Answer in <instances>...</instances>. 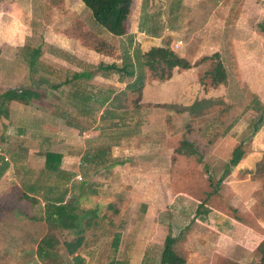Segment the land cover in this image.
<instances>
[{"label": "rangeland", "instance_id": "374dc122", "mask_svg": "<svg viewBox=\"0 0 264 264\" xmlns=\"http://www.w3.org/2000/svg\"><path fill=\"white\" fill-rule=\"evenodd\" d=\"M74 2L77 1H62V5L77 9ZM217 5L216 0H131L130 13L134 12L135 19L125 22H132L130 29L135 30L139 14L140 21L148 24L176 23L177 28L170 24L171 28L166 25V30L174 39L182 40L176 53L193 63V22H211ZM254 9L246 6L247 15L241 18L245 22H229L236 34L231 35L228 44L207 47L203 43L204 50L209 52L205 56L219 53L228 73L226 85L210 86L204 70L216 61L202 58L195 64L202 68L196 75L201 85L194 95L193 66L192 70L178 68L185 80L170 88L188 92L179 91L178 98L168 102L155 99V95L146 96L145 103L142 97L139 111L132 109L137 93L121 90L112 95L108 86H114L115 91L123 86L122 82L114 73L102 76L97 68L100 62H113L116 57L122 62L125 51L133 55V49L144 43V39L136 43L127 39V24L125 33L108 37V30H102L96 21V26L90 23L92 14L86 5L87 25L83 29L78 22H47L48 19L0 22L6 24V30L0 26L3 36H12L7 32L17 33L12 42L0 40V154L10 163L12 155L22 154L31 168L17 169L11 165L0 176V237L7 247L28 239L33 264L71 261L62 248L54 259L37 258V262L34 257L35 244L46 230L42 205L34 197L43 202V195L29 191L35 200L31 201L23 198L22 193L25 182H30L26 185L34 189L33 183L42 186L56 179L53 173L42 172L44 161L37 151L43 147L62 152V166L75 174L65 187V199L79 211L96 210L97 224L86 230L87 243L77 252L85 258V264H158L166 235L176 233L180 226L184 227V234L177 247L185 256V264H193V215L200 202L211 207L218 218L230 222V231L225 235L244 251L254 250L264 234V203L260 201L264 199V171L254 173L256 162L264 157V11L259 14ZM233 15L236 17V11L231 8L229 20ZM67 34L86 48L80 50L87 55L79 51L74 41L75 44L64 40ZM34 49L39 52L30 65ZM79 70L91 71L93 75L75 76ZM96 72L101 75H94ZM147 72L148 78L157 80L151 71ZM26 86L37 88L42 99L24 107L1 97L9 88ZM197 94V103H193ZM106 96H114L108 106L118 103L128 110L125 121L101 122ZM83 101L87 102V110L81 109ZM53 114L58 116L55 120ZM260 116L262 123L253 131ZM16 125L22 128L21 135L14 131ZM128 132L133 133V138L123 137ZM182 139L192 142L198 154L178 149ZM240 142L245 155L236 166L226 169L232 150ZM99 144H112L111 153L98 171L90 170L84 175L82 154L89 146ZM221 176L218 192L208 195L212 190L210 177L216 182ZM24 208L27 214L40 218H28L22 213ZM86 217L88 214H82L80 220ZM218 218L209 222L212 232L219 230L215 223ZM21 230L29 232L27 238ZM56 234L61 240H69L75 231L60 229ZM218 252L212 261H227ZM240 253H233V259L248 263L251 255L242 258ZM257 256L255 252L253 258ZM5 257L15 260L21 256L14 253Z\"/></svg>", "mask_w": 264, "mask_h": 264}, {"label": "trees", "instance_id": "16d2710c", "mask_svg": "<svg viewBox=\"0 0 264 264\" xmlns=\"http://www.w3.org/2000/svg\"><path fill=\"white\" fill-rule=\"evenodd\" d=\"M81 1L90 9L95 21L103 28L115 35H122L125 33V20L128 19V15L131 11V0ZM157 26L158 25L154 24L149 25V27H147L148 33L152 36L161 35L160 28ZM38 52L39 49H34L31 53L32 59L30 65H33ZM204 59H215L216 61L214 66L210 67L208 70H204V77L210 79V86H218L220 84L226 85L228 83V73L220 60L219 53L213 52L209 56H205ZM189 67H191L190 61L176 53L170 40L159 46H151L143 52L138 46L133 49V55H129V50H127L125 51L121 63L100 62L97 65V68L103 73H115L121 82L127 79L125 89L137 93V97L134 100L136 102L133 104H137V102H139L142 98L143 87L145 85V81L147 80V69L151 71L152 75H154L157 80L165 81L172 77L175 68L188 69ZM1 97L6 101L19 102L22 106H26L32 101L42 99L43 94L39 90L30 87H13L5 90ZM109 98V96H106V98L103 99V102L107 101ZM81 109L87 110L85 105L81 106ZM132 109L134 111H139L140 106L135 105ZM127 111L128 110H123V107L118 103L115 106H104L102 110L101 122L116 124L118 121H125L128 116ZM53 116L54 120L58 117L55 114H53ZM262 118V116L258 118V123H255L253 131L258 130L259 124L262 123ZM14 131H16L19 135L23 133L22 128L18 125L14 127ZM132 136L133 133L130 132L123 135L126 139H131L133 138ZM1 138L4 140L3 137ZM111 146L112 144H99L86 148L82 154V163L84 165V170L82 169V171L84 175L88 174L90 170L98 171V167L104 165L105 158L111 153ZM178 149L185 150L189 154H198L197 149L193 146V143L187 139L181 140ZM37 154L42 156L44 159L42 172L53 173L56 179L53 183H46L42 186H38L33 183L34 187H36L34 189L31 188L32 186L26 185L29 183L24 185L25 191L22 193V197L31 201L36 200L37 203L42 205L41 215L46 226L44 234L36 242V257L41 260L54 259L59 255V250L62 248L71 258V261L66 264H85V258L77 252L87 243L85 236L86 230H88V228L92 225L97 224L96 210L90 209L85 211L86 213L82 210L79 211L76 205L65 199L68 192V188L65 187L75 174L73 171L66 170L62 167V159L64 157L62 152L41 147L37 151ZM244 155L245 150L243 148V143L240 142L232 150L226 169L236 166ZM23 159L24 156L22 154H14L12 155L11 161H13L14 167L17 168L18 163H20ZM263 160L264 157L262 160L256 162L255 174L263 173ZM9 167L10 161L0 154V176L5 173ZM211 179L212 177L209 179L212 190L208 193V195L218 192L219 185L222 182V176L218 178L216 182H213ZM29 191L37 194L42 193L43 202H38V198H36V196L34 197V200L32 196H29ZM260 201L264 203V199H261ZM27 211V208L22 209V213H25L28 218H40L39 216L27 214ZM82 214L83 216L84 214H88V217L80 220V216ZM216 217L218 218L219 216L212 210L211 207L204 202H200L195 206L193 225L197 220L206 221L209 224L211 219ZM219 220H221V222H219ZM215 223L219 230L218 232L210 231L207 245L214 249H218L221 246H227V252L231 256L230 259L225 261L226 263L220 260V264H264V236L256 244L253 251H244L241 245L224 236L227 231H230L228 227L231 228L228 220L218 218ZM60 229L75 231V236L69 240H61L56 234V231ZM222 231L224 234L221 233ZM183 234L184 227L180 226L177 228L176 233L170 232L166 235L158 264L186 263L184 254L177 247ZM240 251L241 257L243 256L245 258L247 254L251 255V259L248 263L241 262L238 259H233V253ZM255 252L258 255L257 259L253 258ZM216 263L217 262L215 260L212 261V264Z\"/></svg>", "mask_w": 264, "mask_h": 264}, {"label": "crops", "instance_id": "0c3cea01", "mask_svg": "<svg viewBox=\"0 0 264 264\" xmlns=\"http://www.w3.org/2000/svg\"><path fill=\"white\" fill-rule=\"evenodd\" d=\"M62 1L63 3L64 2L66 3V1L68 0H56V1L55 0H41V2L39 3H37V0H0V22H20L21 18L28 20L27 22H46L45 20L48 19L47 22H78V25H81L82 29L85 28L87 25V22L84 16L85 15L84 3L81 2V0H74V1H77V2H74V4H76L78 7L77 9L72 8L73 10H71L69 6L66 7L62 5ZM216 1L218 2V5L215 6V9L212 12L211 22H193V63H191V67L193 66V95L195 94L194 92L197 91V88L201 85V83H199L200 81L196 78V75L202 67L195 66V64L197 63V61H200L202 58H204V56L208 52L207 48L206 50H204L203 43L207 47L210 44H220V43H225V42H226L225 44H228L227 42L231 39L230 38L231 35L236 34L235 30L231 28L229 22H245L244 21L245 19H241V18H245L247 15L246 6H253L255 8L254 10L257 9L259 14H262V12L264 11V0H216ZM33 7L36 10H34ZM231 8H233V12L236 11V17L233 15V17H231V20H229L230 16H228V14L231 11ZM37 12H38V15H37ZM33 15L36 16L37 20L35 18H34L35 20L32 18ZM72 17L74 18L72 19ZM137 17H138V20H137V26L135 30L130 29L132 26V22H125V25L127 24V30L129 29V33H128L129 38L127 39L130 42L136 43L144 39L143 42L145 43V48H144V43L139 45V48L141 49L142 52L146 51V49L147 48L149 49L151 46L162 45L164 44V42L168 40H171V44L174 42L175 44H177L178 41L180 40V39L177 40V38L174 39L171 32H168V30H166L167 29L166 25L170 27V24H171V27L174 24V28H177L178 25L176 23L170 22L165 25L163 22H152L148 24L146 22L140 21L139 14L137 15ZM133 19H135V14L134 12H131L128 20L131 21ZM217 19H219L221 22H216ZM90 20L93 21V23L92 22L90 23L96 26L94 24L95 19L93 18V16H92V19ZM153 24L158 25L157 27L160 28L161 35L152 36L148 33L147 27ZM0 26L4 30H6V24L0 25ZM98 29H101V28L98 27ZM102 30H106V29L102 28ZM7 33H11L12 36L6 33H5V36H3L2 29L0 28V34L2 36L0 40L2 39V42L4 41L12 42L14 38L17 37V33H14V34L13 32H7ZM107 33H108L107 34L108 37L113 36L112 33L110 32H107ZM68 35L69 34L65 35L64 40L69 39L70 42H72L73 44L76 43L77 47L79 48V51L85 54L86 48L79 45L78 42H75L76 40H74L73 37H70ZM93 35L95 36V33ZM18 36H19V33H18ZM226 36H228L227 41H226ZM80 47L82 49H85V51L80 50ZM179 48H180V45L176 49H179ZM117 58L118 57H116L113 62L120 63L121 61L119 62ZM121 58L122 57H120V59ZM108 63H111V62H108ZM191 67L185 70H190V69L192 70ZM146 73H147V80L145 81V85L142 91L143 92L142 97H144L142 101H144L145 103H147L148 101L146 96L153 97L156 95L155 99L159 98V101L161 102H164V101L168 102V101H174L179 91L184 94H186L185 92H188L187 89L184 90V89L174 88V87L170 88L172 84H175V83H179L182 85L181 80L182 81L185 80V78H183V76L180 74V70L178 71V68H175L173 71L172 77L170 79L165 80L164 82L160 80H154L153 78H148L149 77L148 75L150 74H148L147 70H146ZM96 74H98L99 76L101 75L98 72L94 73V75ZM109 74L111 73L102 72V76L104 77H108ZM76 75L83 76V77H86L88 75L87 77H92L93 73L91 71L84 72V70L83 71L79 70V72H76L75 76ZM121 84L123 86L119 87V85L116 83V86H118L119 87L118 89L120 90L116 89L115 91L112 90L114 86H108L109 93L112 92V95H114L115 93H118L121 90H124L128 93H136L134 91H129L125 89L126 80L122 81ZM166 84L167 85L170 84L169 87ZM26 87H30V88L38 90L37 88L31 87V86H26ZM197 97H198V94L197 96H195V98H193V103H197V101L195 100ZM94 99H99V98L94 96ZM112 100H114V96H110V98L107 99V101L103 102L104 106L109 105L108 103H110V101ZM86 103H87L86 101H83L82 104L86 106L87 105ZM135 105H138V102L137 104H134V106ZM11 165L14 166L13 161H11L10 167ZM18 166L19 168L22 167V168L31 170V168H29V166L24 162V159L20 163H18L17 167ZM25 183H30V182H25ZM36 198L39 199V197H36ZM209 226L210 225L208 224V222L200 221V220H197L195 224L193 225V264H212L213 255L214 253H219L218 251H220V253L222 254L221 255L222 259L226 258L228 260L231 257L230 254H228L227 252L228 251L227 246H221L218 249H214L207 245L209 233L211 231V227ZM28 234H29L28 231L23 232L21 230V235H24L25 238H27ZM263 236L264 234L260 237L259 241L262 239ZM225 237L230 239V236L228 235H225ZM2 239L3 238L0 237V264H33L34 259L32 258V253L30 254V252H32L33 249L31 248L28 239H24L23 241H20L17 245H13L12 247H7L6 242H4ZM233 242H236V241H233ZM225 249H227L226 254L224 253ZM250 251H253V249ZM14 253H15V256L16 254L17 255L20 254L21 257H16L15 260H12L10 258L6 259L5 256H7L8 254L14 256ZM34 257L37 260V262H39V260L36 257V254H34ZM11 258H14V257H11Z\"/></svg>", "mask_w": 264, "mask_h": 264}, {"label": "built area", "instance_id": "2783aa9c", "mask_svg": "<svg viewBox=\"0 0 264 264\" xmlns=\"http://www.w3.org/2000/svg\"><path fill=\"white\" fill-rule=\"evenodd\" d=\"M181 43H182V41L179 40L178 43L174 45V48L176 49Z\"/></svg>", "mask_w": 264, "mask_h": 264}]
</instances>
